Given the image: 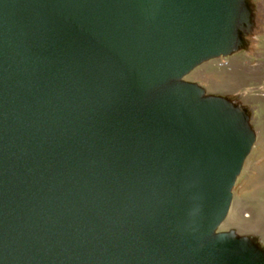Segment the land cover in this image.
<instances>
[{"label": "water", "instance_id": "water-1", "mask_svg": "<svg viewBox=\"0 0 264 264\" xmlns=\"http://www.w3.org/2000/svg\"><path fill=\"white\" fill-rule=\"evenodd\" d=\"M264 0H0V264H264L226 227L263 65Z\"/></svg>", "mask_w": 264, "mask_h": 264}, {"label": "rangeland", "instance_id": "rangeland-1", "mask_svg": "<svg viewBox=\"0 0 264 264\" xmlns=\"http://www.w3.org/2000/svg\"><path fill=\"white\" fill-rule=\"evenodd\" d=\"M263 65L248 67V62L222 60L208 63L190 74L192 80L207 86L210 90H228L239 86L254 85L258 106V134L253 150L234 187L233 203L226 227H237L245 231L264 230V41Z\"/></svg>", "mask_w": 264, "mask_h": 264}, {"label": "bare ground", "instance_id": "bare-ground-1", "mask_svg": "<svg viewBox=\"0 0 264 264\" xmlns=\"http://www.w3.org/2000/svg\"><path fill=\"white\" fill-rule=\"evenodd\" d=\"M218 63L221 65V66H225L226 67V62H223L222 60H219Z\"/></svg>", "mask_w": 264, "mask_h": 264}]
</instances>
